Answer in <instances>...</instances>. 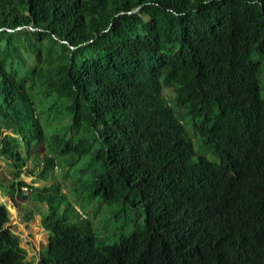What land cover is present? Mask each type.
Instances as JSON below:
<instances>
[{
  "label": "trees",
  "instance_id": "1",
  "mask_svg": "<svg viewBox=\"0 0 264 264\" xmlns=\"http://www.w3.org/2000/svg\"><path fill=\"white\" fill-rule=\"evenodd\" d=\"M263 67L264 0H0V158L16 170L0 192L36 204L40 264H264ZM40 86L65 130L46 132ZM186 118L217 162L194 158ZM87 154L88 197L144 217L113 244L58 183L20 179ZM9 217L0 203V264H31Z\"/></svg>",
  "mask_w": 264,
  "mask_h": 264
},
{
  "label": "rangeland",
  "instance_id": "2",
  "mask_svg": "<svg viewBox=\"0 0 264 264\" xmlns=\"http://www.w3.org/2000/svg\"><path fill=\"white\" fill-rule=\"evenodd\" d=\"M21 56L23 57L22 71L31 70L37 67V61L33 54L21 48ZM260 81L263 87L262 96L264 97V67ZM42 87H38L33 91V97L39 107L40 120L43 123L48 135L55 131L65 130L69 124V116L65 113H59L55 109H51L50 99L44 98ZM167 97L173 96L172 90H165ZM179 117L185 116L183 109H177ZM190 136L193 140L195 149L194 158L197 156H205L211 161L217 162V157L212 153L211 149L204 145L200 137H198L190 128L188 118L184 120ZM7 133L4 129L0 130V137ZM38 151L45 155L46 146L42 145ZM91 154L79 158L73 166H69L65 162H59L58 166L51 172L48 181L39 180L36 176H30L26 172L33 167L31 162L23 168L20 179L34 187L50 186L58 183L62 192L66 193L71 204H76L80 212H84L90 220L94 230L101 237H107V243L113 244L120 235L131 234L136 227L144 225V217L140 211L129 205L122 203H106L102 199H90L83 185H87L92 177L94 165L90 163ZM15 168L9 166L0 158V181L6 182L15 179ZM27 191V190H25ZM0 203L7 207L10 214L6 227L18 235L21 239V246L27 251V260L31 264H40L41 256L48 245V232L42 224V216L35 212L36 204L30 200L24 201L16 194L14 197H3L0 192ZM44 208L46 206H43ZM31 211L30 219L27 214Z\"/></svg>",
  "mask_w": 264,
  "mask_h": 264
},
{
  "label": "built area",
  "instance_id": "3",
  "mask_svg": "<svg viewBox=\"0 0 264 264\" xmlns=\"http://www.w3.org/2000/svg\"><path fill=\"white\" fill-rule=\"evenodd\" d=\"M1 139H2V137H0V144H1ZM26 193H28V192L26 191Z\"/></svg>",
  "mask_w": 264,
  "mask_h": 264
}]
</instances>
